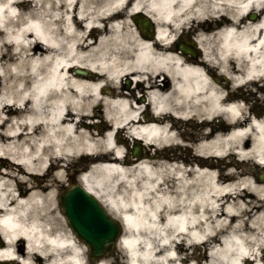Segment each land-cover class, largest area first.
I'll list each match as a JSON object with an SVG mask.
<instances>
[{
	"label": "bare ground",
	"instance_id": "1",
	"mask_svg": "<svg viewBox=\"0 0 264 264\" xmlns=\"http://www.w3.org/2000/svg\"><path fill=\"white\" fill-rule=\"evenodd\" d=\"M263 6L0 0V264H86L58 204L77 161L90 167L77 182L126 226V259L98 264H264V171H248L264 166L248 101L264 91Z\"/></svg>",
	"mask_w": 264,
	"mask_h": 264
},
{
	"label": "water",
	"instance_id": "2",
	"mask_svg": "<svg viewBox=\"0 0 264 264\" xmlns=\"http://www.w3.org/2000/svg\"><path fill=\"white\" fill-rule=\"evenodd\" d=\"M61 199L74 231L89 244L96 257L106 255V249L113 247L120 233L119 224L80 186L66 191Z\"/></svg>",
	"mask_w": 264,
	"mask_h": 264
},
{
	"label": "rangeland",
	"instance_id": "3",
	"mask_svg": "<svg viewBox=\"0 0 264 264\" xmlns=\"http://www.w3.org/2000/svg\"><path fill=\"white\" fill-rule=\"evenodd\" d=\"M128 79V78H127ZM125 81H126V79H125ZM256 93V92H255ZM253 95H255V94H253ZM260 96H262L261 94H259ZM250 98H251V100L249 101L250 103H249V105L250 106H252L253 104H255L256 102H257V100L255 99V98H252L251 96H250ZM254 100H256V102L254 101ZM128 142H127V144L129 145V147L130 148H133L134 147V145H135V143L133 142V141H131V140H127ZM128 154L131 156V152H130V149L128 150ZM188 157H190V154H188L187 155ZM240 163H242V162H240ZM88 166H87V163L86 162H84V161H82L81 163L79 162V161H77V163L76 164H74L73 166H70L69 167V169H68V172H67V187H70V186H72L73 184H75L76 183V180L79 178L78 177V174H79V172L81 171V169H86ZM232 167H234L235 169H239V170H241L243 167H241L239 164H235V166H232ZM250 167L251 168H249L248 169V171L250 172V171H252V169H254V168H257L256 167V164L253 162V161H251L250 162ZM59 194V193H58ZM67 221V220H66ZM67 223V222H66ZM67 225H68V223H67ZM127 233L125 232V235H126ZM262 254L264 255V250H263V252H262ZM122 255H123V253H122ZM125 257V256H124ZM126 258V257H125ZM124 258V259H125Z\"/></svg>",
	"mask_w": 264,
	"mask_h": 264
},
{
	"label": "flooded vegetation",
	"instance_id": "4",
	"mask_svg": "<svg viewBox=\"0 0 264 264\" xmlns=\"http://www.w3.org/2000/svg\"><path fill=\"white\" fill-rule=\"evenodd\" d=\"M262 113H263L262 116H264V110L262 111Z\"/></svg>",
	"mask_w": 264,
	"mask_h": 264
}]
</instances>
